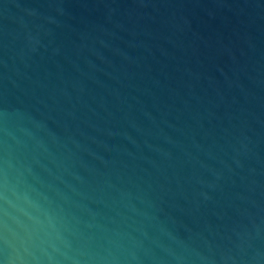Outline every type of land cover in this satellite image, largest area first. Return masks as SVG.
I'll return each instance as SVG.
<instances>
[{
	"label": "water",
	"instance_id": "95a60500",
	"mask_svg": "<svg viewBox=\"0 0 264 264\" xmlns=\"http://www.w3.org/2000/svg\"><path fill=\"white\" fill-rule=\"evenodd\" d=\"M0 264H264V0H0Z\"/></svg>",
	"mask_w": 264,
	"mask_h": 264
}]
</instances>
